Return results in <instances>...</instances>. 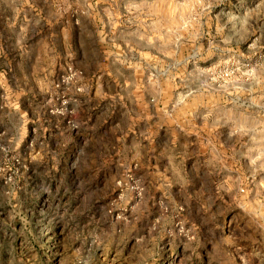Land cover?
<instances>
[{
	"label": "rangeland",
	"instance_id": "1",
	"mask_svg": "<svg viewBox=\"0 0 264 264\" xmlns=\"http://www.w3.org/2000/svg\"><path fill=\"white\" fill-rule=\"evenodd\" d=\"M0 264H264V0H0Z\"/></svg>",
	"mask_w": 264,
	"mask_h": 264
},
{
	"label": "clouds",
	"instance_id": "2",
	"mask_svg": "<svg viewBox=\"0 0 264 264\" xmlns=\"http://www.w3.org/2000/svg\"><path fill=\"white\" fill-rule=\"evenodd\" d=\"M206 7H207V8H210V7H211V4L209 3ZM189 26H195V27L197 28V30H199V18H198V17H194L192 21H190V22H188L187 24H185V27H186V28L189 27ZM228 42H229L228 40H225V43H226V44H227ZM215 47H218V45L215 46ZM195 95H197V93H193V92L189 91L186 95L183 96V98L180 100V103H181V104H184L186 101H188V99H189L190 97H193V96H195ZM211 115H212V113L209 112V113H208V116H211ZM206 119H207V117H206ZM234 134H235V133H230V135H234ZM258 158H259V157H257V159H258ZM253 163H255V161H253Z\"/></svg>",
	"mask_w": 264,
	"mask_h": 264
}]
</instances>
